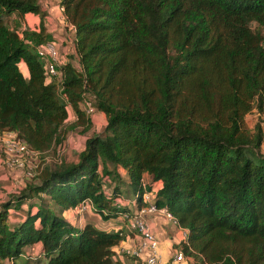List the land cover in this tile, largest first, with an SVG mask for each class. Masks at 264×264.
<instances>
[{
    "label": "trees",
    "instance_id": "trees-1",
    "mask_svg": "<svg viewBox=\"0 0 264 264\" xmlns=\"http://www.w3.org/2000/svg\"><path fill=\"white\" fill-rule=\"evenodd\" d=\"M56 6L73 39L51 75L35 49L52 40L45 8L0 0V130L40 155L61 142L67 106L75 116L69 127L86 131L94 111L105 123L85 136L75 160L44 164L36 182L0 199V264H17L35 242L42 257L35 264H121L112 246L124 230L73 226L61 212L87 199L102 220L131 214L144 190L186 229L172 244L186 264H264V130L243 125L251 107L264 106V0ZM11 13L36 14L37 28L17 30L19 18L8 26ZM85 99L93 112L80 107ZM126 188L137 196L133 207ZM32 196L38 201L12 220L10 208Z\"/></svg>",
    "mask_w": 264,
    "mask_h": 264
},
{
    "label": "built area",
    "instance_id": "built-area-1",
    "mask_svg": "<svg viewBox=\"0 0 264 264\" xmlns=\"http://www.w3.org/2000/svg\"><path fill=\"white\" fill-rule=\"evenodd\" d=\"M62 11L61 6H56ZM61 18L63 16L60 14ZM36 52L43 61L44 72L51 75H58L56 64L60 61L56 46L52 41H46L36 46ZM84 111L86 113L93 112V107L89 100L84 101ZM37 154V152L29 151L23 141L16 138L15 133L11 130H0V166L13 168L14 170H22L24 177H30L33 174L30 166H25L24 162L27 156ZM143 182V179H142ZM13 189L15 192L20 188L15 184ZM136 195L133 194L128 200V206L133 207ZM141 199L144 202L138 208H135L131 214L124 212L119 214V218L125 221L128 232H132L129 236V242L118 246L116 252L131 258L129 264H156L161 260V254L158 250V238L155 236L147 216L156 212L163 214L164 218L176 227L178 226L175 219L166 210L165 207H156L152 191L144 190L141 193ZM86 208H91L90 201L87 199L79 201L72 209L77 214L85 212ZM185 229V228H183ZM129 234V233H126ZM186 237V229L182 233V240ZM184 257L180 248H172L166 260L162 264H178L183 261ZM124 264V263H121Z\"/></svg>",
    "mask_w": 264,
    "mask_h": 264
},
{
    "label": "rangeland",
    "instance_id": "rangeland-1",
    "mask_svg": "<svg viewBox=\"0 0 264 264\" xmlns=\"http://www.w3.org/2000/svg\"><path fill=\"white\" fill-rule=\"evenodd\" d=\"M57 10V16L59 17V22H60V26L63 28V32L62 37L60 38L61 40V48H62V53L64 54L63 57L66 54H69L70 51H72V49L70 50V39L71 35L73 37V32H71V29L73 30L72 26L68 25L69 29L66 30V26L64 25L65 23L63 22V19L60 16V11L59 9L56 7L55 8ZM14 14V15H13ZM15 13H11V15H9L6 18L7 21V25L12 27L14 25L13 23V19H15L14 17ZM255 23H251V26H254ZM14 27V26H13ZM20 30V27H18ZM261 33L264 36V27H261ZM66 34V36H65ZM68 44V45H67ZM67 45V46H66ZM66 46V47H65ZM65 48V49H64ZM69 56V55H68ZM69 58V57H67ZM74 64L76 63V59L74 58V56L72 58H69ZM60 60H63V58L60 57ZM20 68H22V66H20ZM23 69V68H22ZM87 100V99H85ZM80 107L83 108L84 107V102L80 103ZM67 117L65 118L64 122H63V126L61 128V132L63 133L62 135V140L60 143L52 145L48 150L44 151L43 153H41L40 155L38 154H32L30 156H27L24 162V165L26 166H30L31 170L33 171L32 176L30 177H24L22 175V170L18 169V170H14L13 168H6L3 166H0V199H7L10 198L9 195L10 194H14V190L16 189L14 188L15 184L21 186H24L25 184H31L32 182H36L37 181V173L38 170L40 169L41 166H43L44 164H50V163H54L57 162L59 160H66V161H71V160H75L76 159V153L79 151V149L82 147L83 145V140L85 138L86 135L91 134V133H98L99 131H101L104 123H105V117L101 116L100 114L97 115L96 111L93 112L92 117H91V124L89 126V128L86 131H81V127L80 125L78 126H74V127H69L68 125L73 121V119L75 118L74 114H73V110L67 106ZM258 122L261 126V128L264 130V106L262 110H257L256 107H251L249 111H247L244 116H243V125L249 129L250 131L253 130L255 123ZM261 148H264V144L261 145ZM4 178V179H2ZM121 178H123L125 180V175L122 173L121 174ZM120 183V182H119ZM119 183L115 182V185H119ZM112 183L109 184V188L111 187ZM7 186V187H5ZM123 189V188H122ZM127 192L124 189V193L122 191L124 195V200L125 202H129L128 200H130V194L128 191V188H126ZM127 193V194H126ZM44 197V195H41ZM36 196H32V198H26L24 201H22V203L15 207V208H10L9 210V214L12 215H16V216H21L24 212L25 209L29 206V202L32 201V205L34 201H38ZM46 200V199H45ZM128 204V203H127ZM31 205V209H33L35 206ZM90 209V211H88ZM85 211L83 212L85 216H88V218L91 217L92 220H94V214L92 213L91 208H86ZM9 215V218H10ZM152 217H161L163 218V214H161L160 212H156L153 214H150ZM84 219V218H83ZM97 219V218H95ZM164 219V218H163ZM99 220V219H98ZM121 220V218H120ZM166 226V224L162 222V227ZM126 228V227H125ZM163 230V228H161ZM126 233H129L127 235L131 236L132 232H128L127 228L125 230ZM154 232V231H153ZM155 234V232H154ZM156 236V234H155ZM158 240V239H157ZM159 243V240H158ZM22 256H18L16 258V262L17 264H35V261H37V259L42 260V257H37L38 255L34 254L33 251H31L28 247H22ZM32 253V255H31ZM128 259H130L127 256ZM185 260V258L183 259V261ZM185 262V261H184Z\"/></svg>",
    "mask_w": 264,
    "mask_h": 264
},
{
    "label": "crops",
    "instance_id": "crops-1",
    "mask_svg": "<svg viewBox=\"0 0 264 264\" xmlns=\"http://www.w3.org/2000/svg\"><path fill=\"white\" fill-rule=\"evenodd\" d=\"M56 1L57 0H39V3L46 10V14L43 18V23L46 27V31H48L52 34V40L51 41L54 42V44L56 46L59 58L61 57V58L65 59V56L63 57V55L65 53L64 52H63L64 54L62 53V48L60 46L61 45L60 38L62 37L61 33L63 32V28L60 26V22L58 20L59 17L57 16V10L55 9L56 8ZM12 17H14L15 19H17V18L20 19V24H19L20 29L25 27V26L30 28V29L37 28L39 17L36 14L24 13L20 17H18L15 14V16H12ZM64 25L66 26V30L69 29L68 25H66V24H64ZM71 32H73L72 29H71ZM65 36H66V34H65ZM69 39H70V50H71L72 49V39H73L72 35H71V38H69ZM17 65H18L22 75L27 76V68H26L25 63L22 60H20V61H18ZM20 66H22L24 68V70L22 68H20ZM92 114H91L90 118L92 117ZM96 114L97 115L100 114L103 117V115L98 111H96ZM147 177H148L147 174H143L142 179L143 180L147 179ZM2 179H4V178H2ZM5 187H7V186H5ZM88 211H90V209ZM88 211H85V214ZM92 213L94 214V217L97 219L94 218V220H92L91 217L88 218V216H85L84 213L77 214L72 209V207L66 208L61 212L62 216L67 221H69L73 226L80 227L84 222L88 221V222H92L94 225H96L100 228H104L106 230L120 229L122 232H124L126 230L125 221H123L122 219L120 220L119 216H116L114 218H109L106 220H102L100 218V216L98 215V213H96L93 210H92ZM17 217L18 216H16V215H12L11 219L12 220H14V218L17 219ZM163 218H164V216H163ZM163 218H161V217L157 218L155 216L152 217L151 215L147 216V219L149 221V225L151 226L152 230L155 232V234L159 240L158 250H159V253L161 254V260L156 264H162L163 261L166 260L171 249L173 248L172 244L181 241L182 240V238H181L182 233L185 231V229L176 227L173 224H171L169 221H167L165 218L164 219ZM162 222H163V224L165 223L166 226L162 227ZM161 228H163V230ZM128 237H129V235H127L125 233L124 237L117 244L112 246V249L115 251L116 257L121 261V263H124V264H129L131 262V259H128L125 255L119 254L118 252H116V250H117L118 246H120L122 244H126L127 242L130 241ZM24 247H28L31 251H33L34 254L41 257V255H40L41 254V248H40V244L38 242L24 245ZM31 255H32V253H31ZM184 261H181L178 264H186V261L185 262Z\"/></svg>",
    "mask_w": 264,
    "mask_h": 264
}]
</instances>
